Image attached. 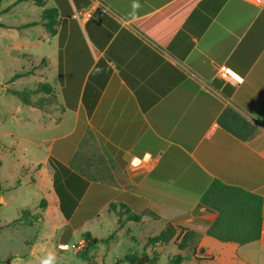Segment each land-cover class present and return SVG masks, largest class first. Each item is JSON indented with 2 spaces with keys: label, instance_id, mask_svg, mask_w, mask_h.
Returning <instances> with one entry per match:
<instances>
[{
  "label": "crops",
  "instance_id": "obj_1",
  "mask_svg": "<svg viewBox=\"0 0 264 264\" xmlns=\"http://www.w3.org/2000/svg\"><path fill=\"white\" fill-rule=\"evenodd\" d=\"M23 6L22 25L40 21L29 26H40L41 60L56 70L35 163L48 206L70 224L76 215L100 222L103 211L123 221L126 208L142 215L135 224L197 231L218 263L264 264V207L260 239L243 245L208 235L217 213L198 207L214 179L264 198V0H25L9 10ZM45 8L57 9L54 33ZM228 107L257 126L251 139L220 124ZM88 131L99 179L50 163L68 166Z\"/></svg>",
  "mask_w": 264,
  "mask_h": 264
},
{
  "label": "rangeland",
  "instance_id": "obj_2",
  "mask_svg": "<svg viewBox=\"0 0 264 264\" xmlns=\"http://www.w3.org/2000/svg\"><path fill=\"white\" fill-rule=\"evenodd\" d=\"M13 1L0 0L3 22L0 25V264H114L137 247L142 251L146 237L161 231L162 221L145 224L126 221L121 226L122 217L113 221L114 217L103 211L100 222L90 218L81 220L76 215L70 224L48 206L47 179L39 176L40 166L35 164L43 162L45 157L46 146L41 145L43 132L49 130L41 126L45 112L37 107L31 110V106L23 104L7 89L34 87L46 76L54 83L56 70L51 67L47 70L41 60L45 45L39 36L40 26L22 25L26 8H21L22 14L18 8L4 11ZM27 71L28 76L9 82L15 73ZM43 198L47 200L45 208L39 207ZM23 208L41 213V219L32 225L16 221ZM79 225L82 226L77 228ZM87 231L94 234L91 233L92 243L85 239ZM132 233L139 238L138 246L130 236ZM112 234L115 237L109 238ZM81 240L83 247H72ZM66 244L70 247L63 248ZM177 251L173 240L148 246V255L141 263L169 264V257ZM182 253L186 254L183 264H199L196 256L205 254L199 250Z\"/></svg>",
  "mask_w": 264,
  "mask_h": 264
},
{
  "label": "trees",
  "instance_id": "obj_3",
  "mask_svg": "<svg viewBox=\"0 0 264 264\" xmlns=\"http://www.w3.org/2000/svg\"><path fill=\"white\" fill-rule=\"evenodd\" d=\"M21 1L25 0H16L4 11L9 10L11 7L15 6ZM33 1L36 4L41 5L44 0ZM56 15V8H45L41 13V16L44 18L50 16L49 20L45 22V26L51 33L55 32ZM38 23H40V21H33L24 24L23 26H29ZM23 55L26 56L28 54L23 53ZM28 74V71L25 73L17 72L9 79V82H13L22 76H28ZM7 91L18 96L23 104L37 107L45 111H50L52 104L56 102L54 87L51 82L47 80L37 81L34 87L26 86L21 89L10 88L7 89ZM219 122L226 130L232 132L243 140L251 139L258 129L255 124L250 122L246 117L231 107H228L224 110L223 114L219 118ZM87 133L88 134L83 138L78 150L75 152L68 166L61 164L53 158L50 159V163L55 168L57 165H59L66 170L77 169L88 179L95 180L100 178L99 174L103 173L105 167L104 163L97 164L95 167H92L89 164L90 158L88 151L90 147L88 144L91 141L90 139L93 137V134L89 131ZM46 206L47 200L43 198L39 204V207L45 208ZM112 206L114 205L111 204L110 208ZM201 206H204L217 213L216 218L209 224V227L207 228L206 233L208 235L221 241H233L239 245L260 239L262 235L264 207V198L261 194L247 190L240 186L227 184L219 179H214L200 197L198 207ZM147 212L157 216L151 210H147ZM118 214L119 216L126 215L121 223V226L124 225L126 221L139 222L142 218L141 214L133 213L126 208L120 210ZM40 219L41 213H33L30 209L23 208L16 221H19L22 224L32 225L33 223L38 222ZM113 237H115V234H112L109 238ZM93 238L94 237H92L90 231L85 233V239L89 243H92ZM132 239L136 240V238L133 237ZM172 240L177 246L178 251L169 257V264H183V261L186 259V254H183L182 252L185 250H191L193 253H195L196 250L204 252L202 247L198 248L200 234L197 231L168 222L166 227L163 228L159 233L148 235L146 237L142 251H138L137 249L131 250L126 253L123 258L117 259L114 264H119L121 262H124L125 264H143L141 262L143 258L148 255L146 252L148 246L160 244L164 245L171 242ZM196 259L198 260L199 264H223L216 262L213 256L206 253L201 257L196 256ZM1 262L2 261L0 260V263Z\"/></svg>",
  "mask_w": 264,
  "mask_h": 264
},
{
  "label": "built area",
  "instance_id": "obj_4",
  "mask_svg": "<svg viewBox=\"0 0 264 264\" xmlns=\"http://www.w3.org/2000/svg\"><path fill=\"white\" fill-rule=\"evenodd\" d=\"M220 76L227 79V80H232V81H238L239 80V76L235 72H233L232 70H230L228 68L220 69ZM77 245L78 246H76L75 244H72V247L73 248H76V247L81 248L84 245V241L81 240V242H79ZM66 247L69 248L70 245H67V244L63 245V248H66Z\"/></svg>",
  "mask_w": 264,
  "mask_h": 264
}]
</instances>
